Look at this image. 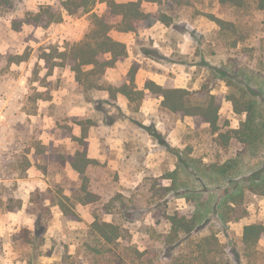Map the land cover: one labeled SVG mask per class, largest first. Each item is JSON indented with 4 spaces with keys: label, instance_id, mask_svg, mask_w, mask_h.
Masks as SVG:
<instances>
[{
    "label": "rangeland",
    "instance_id": "obj_1",
    "mask_svg": "<svg viewBox=\"0 0 264 264\" xmlns=\"http://www.w3.org/2000/svg\"><path fill=\"white\" fill-rule=\"evenodd\" d=\"M179 1L158 7L173 23L167 32H161L157 47L145 31L146 23L139 25L135 58L155 65L162 86L211 92L222 98L220 131L214 133L209 124L197 118L168 112L162 107V98L149 92L139 106L123 111L108 107L103 94L74 91L75 102L92 103L80 120L91 121L104 140L113 134L114 124H122L130 139L121 173L108 165L91 167L90 187L100 195V201L89 214L91 219L95 214L129 229L132 246L146 253L145 264H169L171 257H190L198 250L194 244L209 234H216L220 242L218 257L232 264H247L241 247L243 231L246 225H264V196L252 193L244 180L264 166V138L258 149L250 152L235 137L226 142V137L220 135L240 129L247 118L245 113L234 111L229 98H256L258 119L264 121V12L254 0L243 8L217 0ZM60 4V0H53L51 6ZM34 7L36 4L29 0H0V206L7 200L4 196L18 199L21 195L24 181L32 177L27 172L32 163L38 168L34 166V173L40 170L46 177L50 175L49 179L62 170L58 164H49L48 154L35 155L38 142H53L60 146V153L75 148L68 144L66 150V142H59L63 127L76 121L66 110L70 68L56 67L48 76L40 56L54 48L64 51L67 45L82 40L89 17L63 12L62 22L49 28L24 25L21 31H15L13 23ZM93 12L106 14V4L98 2ZM211 17L224 20L227 26L221 28ZM118 33L113 30L111 36ZM15 55H27L28 60L10 64L8 57ZM220 71L231 79L224 78ZM38 93H43V98L51 96L53 102L38 100ZM231 161L235 167L230 173L239 170L242 174L227 186L210 183L211 171ZM65 185L68 190L70 183ZM237 186L241 187L237 193L240 195L234 203L226 193L234 194ZM59 188L40 194L35 190L30 195L36 216L33 218L27 213L8 214L4 205L0 207V264H21L22 258L27 259L26 264H90L83 246L89 224L63 220L57 210L43 206L45 198ZM28 189L32 188L28 186L25 192L22 189L23 193L28 195ZM192 191L201 194H189ZM177 212L203 215L193 239L197 242L162 243L171 232L169 218ZM218 213L227 214L231 220L224 225ZM35 221L43 227L29 230ZM258 260L264 264V240L259 243Z\"/></svg>",
    "mask_w": 264,
    "mask_h": 264
},
{
    "label": "trees",
    "instance_id": "obj_2",
    "mask_svg": "<svg viewBox=\"0 0 264 264\" xmlns=\"http://www.w3.org/2000/svg\"><path fill=\"white\" fill-rule=\"evenodd\" d=\"M58 6H40L37 11L31 10L26 13L24 18L13 23V29L17 32L21 31L24 25H33L37 28H49L53 24H59L63 20V12L71 16L89 17V28L83 39L77 43L67 45L64 51L58 48L46 50L40 56L41 60L45 61L46 67L49 70L48 76L53 74L56 67H69L75 74L76 81L82 86L86 92H107L108 99L106 103L110 106L119 108L116 104L117 95L123 94L130 102V106L141 104L146 98V91L151 96L162 98V107L170 113L194 117L204 124H209L214 133L220 131L219 128V113L222 107V98L212 95L211 92L202 94V92H192L182 88H172L159 85L154 81L148 80L145 84V90H139L135 83L136 74L139 65L136 63L132 66L129 74V83H123L119 87L108 84L104 81V75L107 69L112 68L120 60H124L128 56L127 45L114 39L111 32L116 30L122 33H135L141 23H146L147 28L160 22L165 26L172 25V18L162 11L161 8L155 13H147L143 9V3H155L159 7L162 4L173 0H136L120 3L118 0H60ZM220 4H230L237 8H243L249 4V0H217ZM104 3L107 6V12L104 15H98L93 12L96 4ZM177 2H180L177 0ZM183 2V1H182ZM257 8L264 12V0H254ZM221 28L227 26V22L222 19L211 17ZM28 60L27 55L9 56L10 64H20ZM224 78H229L223 72H219ZM244 87V86H243ZM243 89V88H242ZM248 86L244 87L247 91ZM245 92V93H246ZM43 93H38V100L50 101L51 96L43 98ZM259 97V96H256ZM233 102L234 111L237 114L245 113L247 118L241 124L240 129L230 131L226 134H221V137H226L228 142L232 136L239 142L246 145L248 151L252 152L258 149V144L264 138V121H260L259 111L256 107V98L240 100L229 98ZM74 121L82 127V136L75 137L72 135L68 127H63L62 136H69L73 141L77 142L80 149L76 154L69 158L60 153L53 144L49 146L43 145L42 142L36 144V154L38 156H46L49 164L66 165L70 162L73 169L79 174L80 184L72 188V196L68 197L64 194L63 189L55 191L50 198L52 205L60 207L66 221H81V217L76 212V203L82 205L95 204L100 201V196L90 189V179L87 175L89 167L98 165V162L88 157V129L92 126L91 121ZM255 154V153H254ZM31 163L29 162V166ZM235 167L233 162L221 167H215L209 176L210 183L214 186H227L238 176L242 171H237L235 174L230 173ZM44 172L46 169L40 167ZM207 176V175H206ZM246 188L252 193L264 196V166L253 171L252 176L244 180ZM240 186V185H239ZM234 190V194L227 192L226 197L231 198L234 203L238 202L237 194L239 187ZM241 191V190H240ZM40 194V191H38ZM51 192V191H49ZM189 194L200 195L198 191L189 192ZM7 198L4 205L8 212H19L23 203L20 199H16L11 195H6ZM49 199L46 197L45 200ZM4 202V201H2ZM32 203L33 200H32ZM45 206V205H43ZM46 208V207H45ZM47 209H43L46 211ZM202 214L196 212H177L170 216L171 232L163 237L162 243L172 245L176 242L179 244L197 242L193 240L199 230V224L202 220ZM221 222L225 225L231 219L226 214L218 213ZM43 227L42 223L36 224V228ZM88 236L84 239L83 246L85 247L87 258L90 264H145V252H141L138 248L132 246L131 233L129 229L117 224L116 222H107L94 214V222L87 230ZM261 240H264V225L250 224L244 227L241 247L244 252V257L247 264H262L258 260V247ZM198 250H194L192 255L185 257H171L169 264H232L228 260L222 259L221 245L216 234H209L200 239L194 244ZM118 260L114 263V260Z\"/></svg>",
    "mask_w": 264,
    "mask_h": 264
},
{
    "label": "crops",
    "instance_id": "obj_3",
    "mask_svg": "<svg viewBox=\"0 0 264 264\" xmlns=\"http://www.w3.org/2000/svg\"><path fill=\"white\" fill-rule=\"evenodd\" d=\"M130 1H136V0H130ZM53 0H29L30 4H36V7L32 8L31 10H34L35 8L38 9L40 6L44 5H51ZM148 7L149 10L146 11L147 13H155L157 12L158 5L155 3H149L144 2L143 8ZM169 30L168 26H165L164 24L157 22L156 24L149 26L145 31L150 34L151 39L155 41V47L159 45V41L161 36V32H167ZM137 36V33H118L116 36H112L114 39L124 43L127 45L128 48V56L124 60H120L116 63V65L112 68L107 69L105 75H104V81H106L108 84H111L113 86L119 87L123 83H129L128 81V74L134 65V63H137L139 65L135 83L139 90L144 91L145 90V84L148 80L154 81L155 83L159 85L162 84L163 81H161V75L159 70L155 67V65H151L150 62L140 61L136 56V44L137 41L135 37ZM134 44V45H132ZM139 53V52H138ZM135 60V62H134ZM70 77L66 79V110L68 113L69 118H75L77 120H80V118H84L85 111H89L90 108H92V103H83L81 104L80 101L75 102L73 100V93L74 91H82L83 93L91 94L92 92H86L85 89L78 84L75 78V74L70 69ZM146 94H148V91H146ZM93 93H100L103 94V97L107 100L108 99V93L107 92H98L95 91ZM49 102H53L50 100ZM116 104L118 107L123 111H128V109L131 108L129 100L121 93L117 95V101ZM110 105H108L109 107ZM82 120V119H81ZM71 125H68L67 127L71 130V133L75 137H81L82 136V127L75 122L70 123ZM97 127L94 125L90 126L88 129V137L86 139V142L88 143V157L92 160H95L100 165H108V167H111L112 169H115L118 171V173H121L122 170H125V168H122V165H125V162L128 158V152H127V144H129V137H127L124 132L123 128L124 125L122 124H114L112 127L113 134L111 136H106V140H104L99 133H97L96 130ZM115 132V133H114ZM60 144H63L66 142V150L68 144H72L75 148L73 151H71V148H69V151H66V153H63L69 158H72L76 152L80 149V146L77 142L73 141L71 137L66 136L63 137L61 133L60 138ZM53 144L54 147L57 149L60 148L59 145H55L53 142L50 143H44L43 145L49 146ZM106 144V147H105ZM33 166H31L28 169V173H30L31 178H28L23 183V190L29 186L28 189V195L26 193H23L22 189H20L22 192L20 196H18V199H20L23 203V207L19 212H8V214H23L27 213L30 218L36 217L32 210L34 209L32 203V199L30 198V195L36 190L40 192L44 191H51V188H58L59 186L63 189L64 194L68 197L72 196V188L77 187L80 184V178L79 174L73 169L71 166L69 160L66 162V165L60 166L62 170L57 173L58 176L55 178L52 177V179L49 177H46V174H43L40 170H36L37 172H33L34 166L36 167L35 163H32ZM113 166H116L113 168ZM93 167V166H92ZM37 168V167H36ZM35 168V169H36ZM38 169V168H37ZM91 167L87 170V175L89 179L91 178L89 176V171ZM50 180V181H46ZM52 180V181H51ZM91 181V180H90ZM70 183V188L66 189V183ZM42 186H46V189H43ZM91 189V187H90ZM24 190V192H25ZM94 192V191H93ZM50 193V192H49ZM96 193V192H94ZM98 194V193H96ZM53 193L51 194L52 197ZM99 195V194H98ZM100 196V195H99ZM46 200V205L48 207H52L55 210H57L64 220V214L62 213L61 209L57 205H52L50 198ZM96 204V203H95ZM76 212L81 217V221H75L76 223H86L89 224V226L94 222V218L91 219V216L89 213L93 212L92 207L94 204L89 205H82L80 203H76ZM21 216V215H20ZM94 217V216H93ZM71 222V221H69ZM36 227V221L34 224V228L29 227V230H35ZM44 257V256H42ZM48 258V257H47ZM28 261L26 258L21 259V264H26Z\"/></svg>",
    "mask_w": 264,
    "mask_h": 264
}]
</instances>
